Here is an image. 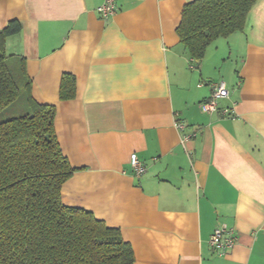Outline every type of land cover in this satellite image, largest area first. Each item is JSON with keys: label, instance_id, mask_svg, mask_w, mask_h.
I'll return each instance as SVG.
<instances>
[{"label": "crops", "instance_id": "obj_1", "mask_svg": "<svg viewBox=\"0 0 264 264\" xmlns=\"http://www.w3.org/2000/svg\"><path fill=\"white\" fill-rule=\"evenodd\" d=\"M192 1L117 0L104 19L103 0H0V30L22 23L6 54L26 59L32 97L56 108L76 169L65 205L118 229L134 264H264V0L194 70L176 32ZM66 74L70 100L60 98ZM219 82L230 97L207 114ZM220 225L237 235L223 256L210 246Z\"/></svg>", "mask_w": 264, "mask_h": 264}, {"label": "trees", "instance_id": "obj_2", "mask_svg": "<svg viewBox=\"0 0 264 264\" xmlns=\"http://www.w3.org/2000/svg\"><path fill=\"white\" fill-rule=\"evenodd\" d=\"M258 0H194L182 11L177 35L200 63L209 45L244 30ZM10 21L0 30V112L23 94L28 111L0 122V264H134L131 245L118 229L90 211L67 206L62 191L74 169L60 147L56 108L37 103L24 57L8 56L10 37L22 32ZM76 95L64 75L60 98Z\"/></svg>", "mask_w": 264, "mask_h": 264}, {"label": "built area", "instance_id": "obj_3", "mask_svg": "<svg viewBox=\"0 0 264 264\" xmlns=\"http://www.w3.org/2000/svg\"><path fill=\"white\" fill-rule=\"evenodd\" d=\"M116 2L117 0H103V3L97 8V12L104 19L112 17L117 10ZM194 62V59L190 60V68L192 70L195 69ZM212 88L213 92L211 98L202 104V109L207 114L217 112L219 109V102L224 99H229L230 97V92L224 82L215 83L212 85ZM229 112V108L223 110L224 114H229ZM177 127L179 129H184V125L182 123H178ZM131 166L135 176L140 177L146 173V168L141 164L136 154L131 156ZM236 242L237 235L235 231L227 225H220L216 227L210 238V246L220 256H223L226 253V250L232 248Z\"/></svg>", "mask_w": 264, "mask_h": 264}, {"label": "rangeland", "instance_id": "obj_4", "mask_svg": "<svg viewBox=\"0 0 264 264\" xmlns=\"http://www.w3.org/2000/svg\"><path fill=\"white\" fill-rule=\"evenodd\" d=\"M27 111H28L27 103L25 101L24 95L22 94L16 102H14L4 111L0 112V122L21 116L25 114Z\"/></svg>", "mask_w": 264, "mask_h": 264}]
</instances>
